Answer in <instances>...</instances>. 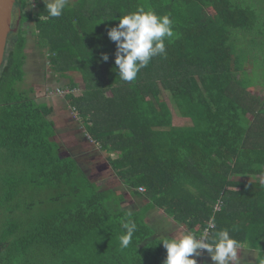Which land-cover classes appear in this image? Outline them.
Listing matches in <instances>:
<instances>
[{
    "label": "trees",
    "instance_id": "obj_1",
    "mask_svg": "<svg viewBox=\"0 0 264 264\" xmlns=\"http://www.w3.org/2000/svg\"><path fill=\"white\" fill-rule=\"evenodd\" d=\"M16 6L24 21H35L53 71L81 75L83 84L71 80L65 98L82 120L84 144L109 152L120 180L133 192L144 187L139 194L154 207L196 234L210 221L212 231L228 229L257 250L252 264H259L264 100L252 91L259 61L250 51L264 43L257 11L236 0H74L53 18L44 0ZM141 6L170 14L176 35L166 41V56L125 82L108 31ZM19 35L0 70V264H164L167 250L144 222L146 210H122L121 197L114 203L112 188H102L108 178L94 179L72 151L64 155L54 139V107L31 95L40 88L19 87L28 73L27 31ZM163 90L191 125H174ZM35 190L45 198L31 200ZM127 220L137 231L121 248Z\"/></svg>",
    "mask_w": 264,
    "mask_h": 264
},
{
    "label": "clouds",
    "instance_id": "obj_2",
    "mask_svg": "<svg viewBox=\"0 0 264 264\" xmlns=\"http://www.w3.org/2000/svg\"><path fill=\"white\" fill-rule=\"evenodd\" d=\"M44 3L48 16L58 18L63 15L69 0H44ZM175 35L174 20L170 14L159 15L141 6L134 12L122 15L119 24L108 31L110 40L117 45L115 64L120 79L135 81L141 69L146 68L154 57L167 55L166 41L171 43ZM108 59L105 54L103 60ZM122 227L126 234L120 236V246L127 248L137 231V225L127 220ZM212 228L213 224L209 223L208 229L201 234L181 231L176 236L164 238L161 241L167 250L164 264H197L195 257L205 250L214 264H239L240 242L230 235L228 229L214 230L209 235ZM259 264H264V259H260Z\"/></svg>",
    "mask_w": 264,
    "mask_h": 264
},
{
    "label": "rangeland",
    "instance_id": "obj_3",
    "mask_svg": "<svg viewBox=\"0 0 264 264\" xmlns=\"http://www.w3.org/2000/svg\"><path fill=\"white\" fill-rule=\"evenodd\" d=\"M236 1L244 5L251 6L252 9L257 11L258 21L256 28L264 34V0ZM73 2L74 0H69L68 6H72ZM32 6V9H34V5ZM261 39L264 40V35ZM250 51H253L252 57H256V60L259 61L258 67L260 68H258L257 70L258 83L255 88L252 89V91L261 100H264V77L260 74L261 72H264L261 71V69H263L264 67V43L262 46H250ZM245 56H243V60H245ZM38 60L41 61L40 58H38ZM41 63L46 66V73L43 74V76L41 72H39L40 70H38V67ZM27 70L29 72L26 73L24 82L21 85L19 84V87L24 91L30 89V87L40 88L32 92L31 95L37 97L40 101L48 102L54 107V111L51 114V117L56 121L58 130V136L54 139L62 144V153L64 155H67L70 151H72L85 171L89 172L91 176L94 175V179H99L100 177L104 178L106 176L108 180L107 183L105 182V180H103V182H105L103 185V189L112 188L113 192L108 193V196L113 198L112 201L114 203H119L118 200L121 195L120 187H122L121 184L123 182L120 180L119 176H117V174L113 171L112 167L109 164L108 157L110 153L101 151L99 146L93 144L94 142H88V144H84L83 136L86 137V131L82 125V120L77 116L76 111L69 106L68 102L66 101L67 99L65 98L70 90L66 85H68L71 80H74L80 86L83 84L80 73L69 72L67 76H62L57 72L52 71L48 59H45V61L42 62H38L37 64L30 62L27 66ZM74 93L79 94L80 89L75 88ZM163 94L165 100L168 101L171 106L174 125H191V119L188 117H184L180 113L179 109L173 107L172 102L170 101V93L163 90ZM249 117L253 119L252 115H249ZM110 156H112V154ZM234 178L237 180L241 179L240 177ZM256 180L262 181L263 178H256ZM30 198L31 200H36L37 198L43 199L45 198V196L39 193L38 190H35L31 193ZM250 250H252V248H250Z\"/></svg>",
    "mask_w": 264,
    "mask_h": 264
},
{
    "label": "crops",
    "instance_id": "obj_4",
    "mask_svg": "<svg viewBox=\"0 0 264 264\" xmlns=\"http://www.w3.org/2000/svg\"><path fill=\"white\" fill-rule=\"evenodd\" d=\"M104 178H106V176ZM104 178L100 177V180L103 181ZM121 185L122 187H120V189L122 194L120 195V208L127 213L137 211L143 212L146 210L143 216L144 222L147 223L153 230L154 238L164 239L166 237L176 236L181 231H191L185 224L176 221L162 209L154 207L150 200L146 199L144 195L139 194V192L141 193L139 189L133 192L134 190L125 184L122 183ZM257 256L258 253L256 250H250V247L245 245H241L238 250L239 264L255 263ZM195 258L197 260V264H214L207 251L202 252L201 255L196 256Z\"/></svg>",
    "mask_w": 264,
    "mask_h": 264
},
{
    "label": "flooded vegetation",
    "instance_id": "obj_5",
    "mask_svg": "<svg viewBox=\"0 0 264 264\" xmlns=\"http://www.w3.org/2000/svg\"><path fill=\"white\" fill-rule=\"evenodd\" d=\"M12 27H13V29H16V30L11 31V33L9 34V36L7 38L4 61L6 59V56L8 54L10 55L11 52L13 50H15L17 43H18L17 42L18 37L20 36L19 31L21 29L27 31V35H28V37L26 38L27 44H26V48H25V53L27 55L26 56L27 57V59H26V70H27V66L30 62L37 64L38 62H42V61H45V59L46 60L48 59L46 56L49 54V52L46 53L43 46H41L39 44L38 37L36 34L35 21H27V22L24 21V19L22 17V11L20 8H18L16 6V4H15L14 10H13ZM38 58H40L41 61H39ZM4 61H3V63H4ZM49 64H50V61H49ZM38 70H40L39 72H41V74L43 76V74L46 73V66L41 63L38 67ZM52 71H53V69H52Z\"/></svg>",
    "mask_w": 264,
    "mask_h": 264
},
{
    "label": "water",
    "instance_id": "obj_6",
    "mask_svg": "<svg viewBox=\"0 0 264 264\" xmlns=\"http://www.w3.org/2000/svg\"><path fill=\"white\" fill-rule=\"evenodd\" d=\"M17 0H0V69L2 67L7 38L13 29V10Z\"/></svg>",
    "mask_w": 264,
    "mask_h": 264
},
{
    "label": "built area",
    "instance_id": "obj_7",
    "mask_svg": "<svg viewBox=\"0 0 264 264\" xmlns=\"http://www.w3.org/2000/svg\"><path fill=\"white\" fill-rule=\"evenodd\" d=\"M139 190H140L141 192H144V191H145V188H144V187H140ZM221 204H222V201L219 200V201L216 203V205H215V211L220 210V206H221ZM209 223H212V224H213V228L215 227V224H214L213 221H210ZM209 223H208V225L202 230V233L205 231V229H208ZM213 228H212V229H213ZM212 229H209V235L211 234ZM205 251H206V250H205ZM203 252H204V251H203Z\"/></svg>",
    "mask_w": 264,
    "mask_h": 264
}]
</instances>
